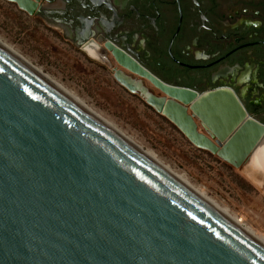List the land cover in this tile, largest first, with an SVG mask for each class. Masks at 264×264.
I'll list each match as a JSON object with an SVG mask.
<instances>
[{
  "label": "water",
  "instance_id": "95a60500",
  "mask_svg": "<svg viewBox=\"0 0 264 264\" xmlns=\"http://www.w3.org/2000/svg\"><path fill=\"white\" fill-rule=\"evenodd\" d=\"M7 1L40 12V0ZM79 45L96 46L88 35ZM107 48L164 94L147 102L193 144L237 168L250 164L264 124L235 91L171 86ZM216 96L227 97L218 101L236 110L234 121L200 109ZM0 264H264V247L0 47Z\"/></svg>",
  "mask_w": 264,
  "mask_h": 264
},
{
  "label": "flooded vegetation",
  "instance_id": "af4514ba",
  "mask_svg": "<svg viewBox=\"0 0 264 264\" xmlns=\"http://www.w3.org/2000/svg\"><path fill=\"white\" fill-rule=\"evenodd\" d=\"M39 6L33 17L79 49L90 36L106 65L116 62L111 44L171 86L230 88L264 124V0H40Z\"/></svg>",
  "mask_w": 264,
  "mask_h": 264
},
{
  "label": "rangeland",
  "instance_id": "374dc122",
  "mask_svg": "<svg viewBox=\"0 0 264 264\" xmlns=\"http://www.w3.org/2000/svg\"><path fill=\"white\" fill-rule=\"evenodd\" d=\"M0 40L43 70L71 94L152 153L196 190L225 209L256 236L264 238V189L240 168L197 147L142 95L118 80L130 75L145 82L154 96L164 94L149 81L121 67L106 65L71 44L62 33L0 0ZM191 114V111H189ZM200 132L207 134L195 118Z\"/></svg>",
  "mask_w": 264,
  "mask_h": 264
},
{
  "label": "bare ground",
  "instance_id": "6f19581e",
  "mask_svg": "<svg viewBox=\"0 0 264 264\" xmlns=\"http://www.w3.org/2000/svg\"><path fill=\"white\" fill-rule=\"evenodd\" d=\"M0 47L3 48L5 51H7L11 56L22 62L24 65H26L29 69L34 71L35 73L39 74L42 78H44L47 82H49L52 86L57 88L59 91H61L63 94L68 96L70 99H72L74 102L79 104L81 107H83L85 110H87L89 113H91L93 116H95L98 120H100L102 123H104L106 126H108L110 129H112L115 133H117L119 136H121L123 139H125L127 142H129L132 146H134L137 150H139L143 155H145L148 159H150L152 162H154L156 165L161 167L164 171H166L169 175H171L174 179H176L179 183L184 185L187 189H189L192 193H194L197 197L208 203L210 206H212L216 211H218L221 215H223L225 218L233 222L235 225L240 227L245 233H247L250 237H252L254 240H256L259 244H261L264 247V238L261 236H256L254 232L249 231L246 227L243 226L242 221L234 219L231 215L227 213L225 209L220 208L217 204H215L213 201H211L209 198H207L203 193L196 190L195 187L193 188L189 182H187L184 177L181 175L176 174L172 170H170L167 166H165L161 161L157 160L152 153L149 151H146L137 143L132 141V139L128 138L121 132V130L117 129L115 125L107 121L105 118H103L100 114L97 113V111H94L90 107H88L82 100H80L77 96L71 94L69 91H67L62 85H60L57 81L53 80L49 75H47L43 70L40 68L34 66L31 64L28 60H26L23 56H21L19 53H17L13 48L8 46L6 43L0 40ZM87 53L90 55V57L96 59V60H104L105 56L100 51V48L96 46H87ZM121 77L126 82L132 84L134 90L138 92L140 95H142L145 99L151 98L152 92L147 89L146 86H144L143 81L134 78L133 76L129 75H122ZM226 96H216L210 99H207L204 103L201 104L200 109L205 112L206 114L213 116L215 118L218 117L220 111H225L224 115L218 117L221 122H226L228 124L229 120L232 122L237 118L236 110L230 108V105L226 103V105L218 101L219 99H226ZM156 101L160 104L161 99L156 97ZM215 104V105H214ZM213 105V109L215 108L214 112L208 110L209 106ZM229 105V106H228ZM169 110L171 112L177 113L185 122L188 123V119L181 116V111L174 105L170 104ZM227 110V111H226ZM249 133V135L253 136L255 132L254 128L249 126L246 129ZM245 139V138H244ZM230 152L233 156H235L238 152L237 150L233 149V146H230ZM242 171L254 182L256 185H258L261 188H264V138L262 139L261 143L259 144L256 152L254 153L252 160L249 165L244 167Z\"/></svg>",
  "mask_w": 264,
  "mask_h": 264
},
{
  "label": "crops",
  "instance_id": "0c3cea01",
  "mask_svg": "<svg viewBox=\"0 0 264 264\" xmlns=\"http://www.w3.org/2000/svg\"><path fill=\"white\" fill-rule=\"evenodd\" d=\"M264 189V188H263Z\"/></svg>",
  "mask_w": 264,
  "mask_h": 264
}]
</instances>
